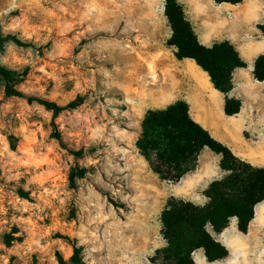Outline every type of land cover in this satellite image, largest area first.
<instances>
[{"label": "rangeland", "instance_id": "374dc122", "mask_svg": "<svg viewBox=\"0 0 264 264\" xmlns=\"http://www.w3.org/2000/svg\"><path fill=\"white\" fill-rule=\"evenodd\" d=\"M164 9L165 0H0V29L20 41L0 50L16 88L83 102L54 116L0 80V264H74L75 248L81 264H151L165 246L161 212L183 187L161 181L135 146L146 113L186 74ZM75 168L83 176L72 187ZM261 207L224 264H264Z\"/></svg>", "mask_w": 264, "mask_h": 264}, {"label": "trees", "instance_id": "16d2710c", "mask_svg": "<svg viewBox=\"0 0 264 264\" xmlns=\"http://www.w3.org/2000/svg\"><path fill=\"white\" fill-rule=\"evenodd\" d=\"M215 1L218 4H239L243 0ZM164 12L172 29L168 45L176 48L175 57L179 61L193 60L209 75L215 89L225 94V113L228 116L238 114L242 103L229 98L228 93L233 89L234 71L247 65L236 48L228 41L212 47L202 45L177 0H165ZM258 28L264 34V24ZM8 42L20 43L15 36L4 35L0 29V50ZM14 76V72L0 66V80L5 83L6 94L37 102L54 116L83 103L79 98L62 106L29 96L16 88ZM254 76L264 82V54L256 59ZM54 137L62 141L59 134ZM135 146L161 181L179 183L185 175L197 169L199 156L206 147L222 156L220 166L225 172L204 191L206 202L203 205L175 197L167 201L160 216L161 235L166 244L155 251L150 258L151 264H196L194 254L201 249L210 263L227 258L229 250L214 235L227 229L233 218L237 219L238 230L248 233L257 206L264 202V168L238 158L215 140L192 119L190 107L184 101H177L164 109L149 110L142 120ZM82 176L80 168L73 170L70 175L72 187H75L76 177ZM81 259V248H75L74 264H81Z\"/></svg>", "mask_w": 264, "mask_h": 264}, {"label": "crops", "instance_id": "0c3cea01", "mask_svg": "<svg viewBox=\"0 0 264 264\" xmlns=\"http://www.w3.org/2000/svg\"><path fill=\"white\" fill-rule=\"evenodd\" d=\"M177 1L183 6L186 18L202 45L212 47L228 41L247 66L234 71L233 89L228 93L229 98L242 103L238 114L228 116L225 113V94L215 89L209 75L190 59L182 60L186 62V74L176 76L167 93L171 101L164 108L177 101L186 102L192 119L215 140L228 147L238 158L264 168V82L254 76L256 59L264 54V34L258 28L264 24V0H243L239 4H218L215 0ZM221 158L209 148L203 149L197 169L180 181L182 198L193 202V192L200 189L204 192L210 183L225 175L220 166ZM262 205L264 207V202L257 206L256 215ZM240 235L244 234L238 230L236 218L221 234L214 235L227 247L229 256L212 264H224L232 258L235 239H239ZM196 256V264L207 263L204 250L196 251L194 258Z\"/></svg>", "mask_w": 264, "mask_h": 264}, {"label": "built area", "instance_id": "2783aa9c", "mask_svg": "<svg viewBox=\"0 0 264 264\" xmlns=\"http://www.w3.org/2000/svg\"><path fill=\"white\" fill-rule=\"evenodd\" d=\"M204 197V199H205V201H206V197L205 196H203Z\"/></svg>", "mask_w": 264, "mask_h": 264}, {"label": "bare ground", "instance_id": "6f19581e", "mask_svg": "<svg viewBox=\"0 0 264 264\" xmlns=\"http://www.w3.org/2000/svg\"><path fill=\"white\" fill-rule=\"evenodd\" d=\"M260 210V209H259ZM258 213V212H257Z\"/></svg>", "mask_w": 264, "mask_h": 264}]
</instances>
